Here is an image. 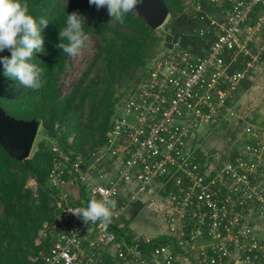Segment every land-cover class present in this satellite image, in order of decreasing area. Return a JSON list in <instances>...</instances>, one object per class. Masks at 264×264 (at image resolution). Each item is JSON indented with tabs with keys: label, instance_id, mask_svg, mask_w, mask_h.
I'll return each mask as SVG.
<instances>
[{
	"label": "built area",
	"instance_id": "1",
	"mask_svg": "<svg viewBox=\"0 0 264 264\" xmlns=\"http://www.w3.org/2000/svg\"><path fill=\"white\" fill-rule=\"evenodd\" d=\"M211 1L226 5V18L209 48L194 55L179 41L165 44L161 52L159 46L117 107L105 144L93 153L92 162L51 147L57 155L48 184L61 191L57 206L62 228L57 227L53 245L42 255L43 264H105L98 245L117 244L109 224H85L68 211L83 208L68 204L63 191L78 179L94 199L107 191L108 199L116 201L114 220L129 201L160 183L165 193L162 218L179 249L173 253L169 244L157 247L151 262L177 264L184 257L192 264H264V112L247 121L227 148H208L201 136L230 124L238 114L237 88L264 54V0ZM256 7L255 23L248 25ZM237 57L240 68L228 71ZM105 158L118 165L115 174L108 172ZM91 229L97 242L86 243ZM138 240L127 249L118 243L117 259L149 264L136 247Z\"/></svg>",
	"mask_w": 264,
	"mask_h": 264
},
{
	"label": "trees",
	"instance_id": "2",
	"mask_svg": "<svg viewBox=\"0 0 264 264\" xmlns=\"http://www.w3.org/2000/svg\"><path fill=\"white\" fill-rule=\"evenodd\" d=\"M163 1L177 22V16L186 6L183 0ZM21 3L28 5L29 14L37 22L41 18L48 21L41 31L44 52L37 56L34 53L32 57L33 64L45 70L46 82L40 90L33 91L5 76L2 67L0 107L16 119L37 120L45 137L37 142L31 156L22 161L10 156L0 145V264H43L42 255L49 251L58 231L56 221L60 207L57 200H61L59 190L48 184L52 159L57 155L49 142L60 153H80L83 158H91L96 149L105 144L110 122L128 93L130 79L138 69L145 67L148 51L156 47L159 37L134 11L126 14L124 23H119L109 16L106 7L97 10L88 0H21ZM74 11L84 18L83 32L98 36L99 45L87 71L62 97L57 81L68 54L57 45L68 43L59 38V31L66 27L67 15ZM255 20L256 13H253L247 24L253 25ZM3 56L10 57V51L0 52V57ZM123 86L122 90L118 89ZM69 136H73L71 140ZM29 177L36 182L35 191L26 186ZM75 182L80 185V195L77 199L69 195L67 203L87 208L94 197L83 183ZM109 227L117 240L124 236V230L112 218ZM127 242L130 243L128 239ZM164 244H169L173 253L178 252L174 235L149 242L138 240L136 247L141 257L150 260L149 264H159L151 262V252ZM129 246L125 244L123 248ZM113 257L117 259L115 253Z\"/></svg>",
	"mask_w": 264,
	"mask_h": 264
},
{
	"label": "crops",
	"instance_id": "3",
	"mask_svg": "<svg viewBox=\"0 0 264 264\" xmlns=\"http://www.w3.org/2000/svg\"><path fill=\"white\" fill-rule=\"evenodd\" d=\"M192 4L193 6H191ZM192 4H187L184 11L179 16H177V22H174L175 27L167 28V42H165V44H170L173 41H179L180 45L189 50L192 54L202 55L209 48L212 39L215 36L218 25L222 24L226 18V5L214 3L211 0H193ZM258 12L259 8L256 7L253 9L250 16L253 13H256L257 16ZM224 56L226 61H228L230 56L229 53H225ZM263 60L264 54L260 56L259 61ZM231 62L232 63L229 66L228 71H233L234 69L240 68L242 59L241 57H237ZM251 77L252 74L243 79L236 91L237 101L235 103V108L237 109L238 114L235 116V120H237V124H241L240 129H242L243 125L247 121L256 118L262 112H264V108L257 107L254 102V98L252 100L250 99V97L253 96V90H249L253 86L254 80H252ZM254 97L259 100L255 94ZM251 104H253V107ZM220 128L221 126L216 129ZM207 143L205 141V144L208 148H217L211 144L208 145ZM91 160L93 161L94 159L90 158L88 159V162ZM90 171L93 172V169ZM63 191H66L67 193L68 202L69 195L74 197V199H77L80 195L81 189L78 183L75 181H70L64 186ZM124 195L125 193L121 192L120 197L122 198ZM164 198V190L161 188L160 183L156 182L152 185V187H150L149 190L139 194L135 200L129 201L126 204L119 219L115 220L118 227L124 230V236L118 240L116 239L117 244L100 243L98 245L101 247L105 256V263L124 264L119 259L113 257L116 249L118 248V243L131 245L134 238H139L141 240L146 238L157 240L162 236L169 237V235H172L168 231V226L163 221L161 214ZM126 236L128 238H125ZM85 238L86 243H90V241L97 242L96 233H94L92 229L87 231ZM127 239L130 241V243L127 242ZM169 243L171 244L170 241ZM177 264L192 263H190L188 259L180 257L178 258Z\"/></svg>",
	"mask_w": 264,
	"mask_h": 264
},
{
	"label": "clouds",
	"instance_id": "4",
	"mask_svg": "<svg viewBox=\"0 0 264 264\" xmlns=\"http://www.w3.org/2000/svg\"><path fill=\"white\" fill-rule=\"evenodd\" d=\"M142 2L143 0H88L89 5H94L97 10L106 7L109 16L119 23H124L126 14L134 11ZM82 18L75 11L68 14L66 27L59 31V38L66 39L68 43H59L57 47L69 56L78 55L84 46L86 37ZM47 24L48 21L44 18L37 22L29 14L28 5L21 3V0H0V52L7 49L11 53L10 57H0L3 74L18 80L23 87L33 91L40 90L45 84V70L28 60L34 53L44 52L41 31ZM115 207L116 201L108 199L105 191L102 199L90 200L87 208L68 211L81 218L85 224L99 221L106 225L111 223L112 209Z\"/></svg>",
	"mask_w": 264,
	"mask_h": 264
},
{
	"label": "rangeland",
	"instance_id": "5",
	"mask_svg": "<svg viewBox=\"0 0 264 264\" xmlns=\"http://www.w3.org/2000/svg\"><path fill=\"white\" fill-rule=\"evenodd\" d=\"M192 2H193V0H183L184 5L192 4ZM191 6H193V4ZM134 12L135 13L137 12V8L134 10ZM175 19L176 18H172L171 14H169L167 16L165 22L161 26H159L158 28L154 29L155 30L154 34L157 37H159V39L156 41V44H157L156 47L158 45L160 46L159 52H161L162 50H164L166 48L165 39L167 36V28L175 27V25L173 24L175 22ZM84 35L86 37V40L84 42V46L81 48L78 55H76V56H69L68 55V57L66 58V64L64 67V71L62 72V74H60L58 76L57 87H58L59 93L62 97L71 91L73 86L83 76L85 71H87V69L89 68L90 64L92 63V61L95 57V52L98 49V45H99L98 36H96L94 33H90V32L89 33L85 32ZM156 47L149 49L148 57H150V55H152L154 53ZM37 54L38 53H35V56H37ZM28 62L33 63L34 61L32 60V58H30L28 60ZM97 66L98 65L93 67L92 72L90 74V77H92L94 75V72L96 71ZM141 73H142V69H138L135 72V74L132 76V78L129 81L130 86L128 87V90L135 84V82L138 81ZM251 79L252 80L254 79V80H253V86L249 90V91L253 90V93H252L253 96L250 97V99L252 100L254 98V102L257 105V107L264 108V60L259 61L256 64L255 68L252 71ZM123 88H124V86L118 87V89H121V90ZM246 94H247V92H246ZM248 94H249V92H248ZM254 94L257 96V98L259 100H257L254 97ZM251 105L253 107V104H251ZM119 114H120V116H124L121 110L119 111ZM236 122H237V120L233 119L231 121V124H228V125L227 124H221L220 129H215L213 131L205 130V131H203L204 133L201 136L203 138L206 136V138L204 140L206 141V143L208 142L207 143L208 145L211 144L212 146H215L219 149L227 148V146L230 144L231 141L239 138V134H240V130H241L240 129L241 124H239V123L237 124ZM43 137H45V135L42 133V127L40 125L39 130H38V134H37L36 139L34 141L33 148L29 154V157L31 156L32 152L34 151V149L37 145V142L39 140L43 139ZM72 137L73 136H69V140H71ZM49 145L51 147L55 146L54 144H52L50 142H49ZM86 149L88 151V148H86ZM94 158L95 157H93V159ZM105 160H107V159L105 158ZM82 161L87 162L88 159L84 158V160H82ZM108 162L109 161L107 160V163H104V165L107 166L108 172L111 174H115L118 165L115 163L111 164ZM100 163H101L100 161L98 163L96 161V166H99ZM67 174H68V172H67ZM65 178L68 181L69 176L66 175ZM26 186H31L33 191L36 190V182L33 179H31L30 177L28 178ZM58 192H61V191L59 190ZM157 212H160V211H157ZM56 223H57L56 227L62 228V226L59 224V218L56 221ZM41 234H42V232H41Z\"/></svg>",
	"mask_w": 264,
	"mask_h": 264
},
{
	"label": "water",
	"instance_id": "6",
	"mask_svg": "<svg viewBox=\"0 0 264 264\" xmlns=\"http://www.w3.org/2000/svg\"><path fill=\"white\" fill-rule=\"evenodd\" d=\"M136 14L146 25L156 29L165 22L170 11L163 0H143L138 5ZM2 67L3 64L0 63V75ZM39 127L37 120L16 119L0 107V145L15 159L22 161L29 157Z\"/></svg>",
	"mask_w": 264,
	"mask_h": 264
}]
</instances>
